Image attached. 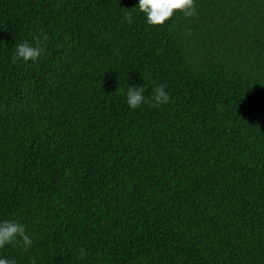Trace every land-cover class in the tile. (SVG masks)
Listing matches in <instances>:
<instances>
[{
	"label": "trees",
	"instance_id": "trees-1",
	"mask_svg": "<svg viewBox=\"0 0 264 264\" xmlns=\"http://www.w3.org/2000/svg\"><path fill=\"white\" fill-rule=\"evenodd\" d=\"M137 3L0 0V219L34 241L0 255L264 264V0L155 26ZM159 84L168 105L129 109V85Z\"/></svg>",
	"mask_w": 264,
	"mask_h": 264
},
{
	"label": "clouds",
	"instance_id": "clouds-1",
	"mask_svg": "<svg viewBox=\"0 0 264 264\" xmlns=\"http://www.w3.org/2000/svg\"><path fill=\"white\" fill-rule=\"evenodd\" d=\"M195 0H138L135 7L143 13L150 25H164L173 17L175 12H184L192 15L195 11ZM43 40L48 37L44 35ZM43 54V48L33 46L27 42L16 45L15 58L24 63L36 62ZM172 100L170 93L166 91L164 84L153 88V95H145L144 85H129L126 92V104L129 109L136 110L143 105L161 107L168 105ZM33 237L29 235L27 226L19 220L0 219V249L14 244H21L25 250L33 245ZM0 264H16L15 260L0 255Z\"/></svg>",
	"mask_w": 264,
	"mask_h": 264
}]
</instances>
